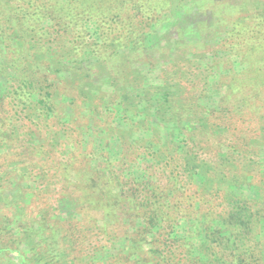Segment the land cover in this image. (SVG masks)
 Here are the masks:
<instances>
[{"label": "trees", "instance_id": "obj_1", "mask_svg": "<svg viewBox=\"0 0 264 264\" xmlns=\"http://www.w3.org/2000/svg\"><path fill=\"white\" fill-rule=\"evenodd\" d=\"M247 1L189 0L211 21L187 39L169 0H0V264H264V0Z\"/></svg>", "mask_w": 264, "mask_h": 264}, {"label": "rangeland", "instance_id": "obj_2", "mask_svg": "<svg viewBox=\"0 0 264 264\" xmlns=\"http://www.w3.org/2000/svg\"><path fill=\"white\" fill-rule=\"evenodd\" d=\"M240 2L242 0H231V2ZM259 1L260 0H248L247 1V9H251L252 5H256V7H259ZM169 9L166 10V12H163L162 14H166L164 15V17L170 18L173 17V22L172 24H174L175 27H180L181 29H184V31L186 30V34H187V39H195L197 37V35H199L198 31L200 29L199 27V23H201L202 21L205 20V22L210 23L211 19H210V14L207 13L206 15L199 12L198 9L196 7H193L189 4V0H169ZM187 10V12H185ZM259 12V11H258ZM261 14L264 13V11L262 10V12H259ZM183 15V17H182ZM253 15V14H251ZM170 27V26H169ZM172 28V27H170ZM164 29H167V27H165ZM174 28L171 29V32L174 33L173 31ZM183 31V32H184ZM164 34V33H163ZM166 37H170L171 34L170 33H166ZM211 33L210 32H205L206 38H211ZM224 38V37H223ZM212 44V43H211ZM148 45V43L146 42V46ZM63 47V44L60 43H56L53 46L54 50H51L50 55L53 56V58L59 57L63 54L64 51H61ZM216 59L210 58L208 60L205 61V64H211V65H215L216 63H221V62H225L227 61V59L229 58V55L227 53V51H221V52H217L216 53ZM158 57V56H157ZM68 59H70V57H68ZM169 59H172V57H170ZM82 62L85 64L88 63H93V60H91L90 56H83L81 58ZM232 61H235V59H233ZM230 61V62H232ZM176 62V61H175ZM215 62V63H213ZM213 63V64H212ZM226 63V62H225ZM236 63V62H234ZM233 63V65H234ZM198 65V63L196 62H191V64L189 65V67L191 69H193L194 65ZM218 66V65H217ZM236 69V67L234 68ZM242 70V67H238V72ZM155 71V75L151 76V79L155 82L156 79V75L158 74V70H154ZM216 71V70H215ZM218 75H223V77H227L229 75V70L227 69V67H225V69L220 72H217ZM218 78L216 77H211V79H209L208 82V91H207V96H204L203 99L201 100L203 102V105L212 108L213 104L215 103V101L217 100V94H218V90H217V86L216 84L218 83ZM5 86V80L0 78V90ZM153 101H151L150 103H152ZM146 106L145 103H142V105L140 106L141 108ZM8 127V125H7ZM137 137V135H136ZM21 152V151H19ZM20 161L21 163L23 162L28 163V166L30 164V155L28 154V152H23L21 155V159L17 160ZM16 162V161H15ZM16 164V163H13ZM15 166H11L8 167V169H13ZM20 173V172H19ZM19 173H16L15 177L13 178L12 181H14V186H11L10 190H5L4 192V196L5 198H8L11 202V208H10V213L14 214L15 216L18 215L20 213V210L22 209L21 206V200L25 199L24 201H26V203L28 202V200L30 199V195L28 193H23L22 190H25V185H27L24 182H20L21 179V174L19 175ZM18 186L19 188H22L21 192L18 193ZM14 190H13V189ZM13 216V217H15ZM16 218V217H15ZM118 245L115 244L114 249H117ZM113 252V251H112ZM112 252H107V254L105 253L106 256H110L112 254ZM108 256V257H109ZM105 260H103L104 262Z\"/></svg>", "mask_w": 264, "mask_h": 264}]
</instances>
